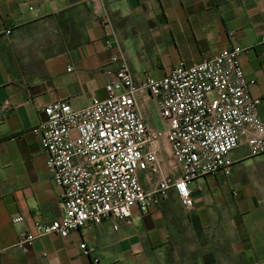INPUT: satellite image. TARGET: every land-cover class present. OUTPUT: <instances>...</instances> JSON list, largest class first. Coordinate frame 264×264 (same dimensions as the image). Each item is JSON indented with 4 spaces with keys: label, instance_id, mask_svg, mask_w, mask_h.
<instances>
[{
    "label": "crops",
    "instance_id": "crops-1",
    "mask_svg": "<svg viewBox=\"0 0 264 264\" xmlns=\"http://www.w3.org/2000/svg\"><path fill=\"white\" fill-rule=\"evenodd\" d=\"M263 25L264 0H39L33 10L0 0V264H264V156L246 145L231 151L229 174L195 179L189 209L170 191L147 213L131 207L128 221L41 235L25 252L15 246L61 210L31 131L44 105L104 98L111 56L137 81L236 45L264 121ZM144 117L156 126L150 104ZM17 213L23 220L13 222Z\"/></svg>",
    "mask_w": 264,
    "mask_h": 264
},
{
    "label": "built area",
    "instance_id": "built-area-1",
    "mask_svg": "<svg viewBox=\"0 0 264 264\" xmlns=\"http://www.w3.org/2000/svg\"><path fill=\"white\" fill-rule=\"evenodd\" d=\"M37 1L22 3L33 10ZM243 51L236 45L222 48L199 62L137 81L123 61L111 56L117 68L104 86V98L92 97L82 107L67 100L44 105L31 131L61 188V210L56 218L34 222L15 246L25 252L41 235L65 237L110 217L128 221L131 207L147 213L170 191L189 209L195 179L229 174L233 149L246 145L250 155L264 156L260 100L250 93L240 62ZM148 104L161 127L147 124ZM22 220V214L12 216L13 222ZM79 249L91 251L85 242Z\"/></svg>",
    "mask_w": 264,
    "mask_h": 264
},
{
    "label": "rangeland",
    "instance_id": "rangeland-1",
    "mask_svg": "<svg viewBox=\"0 0 264 264\" xmlns=\"http://www.w3.org/2000/svg\"><path fill=\"white\" fill-rule=\"evenodd\" d=\"M154 121H155V120H154ZM155 122H156V121H155ZM156 126H157V127H161V123H160L159 121H157Z\"/></svg>",
    "mask_w": 264,
    "mask_h": 264
}]
</instances>
